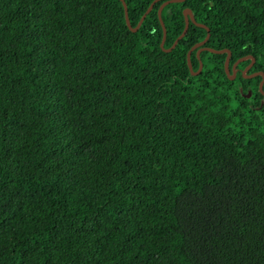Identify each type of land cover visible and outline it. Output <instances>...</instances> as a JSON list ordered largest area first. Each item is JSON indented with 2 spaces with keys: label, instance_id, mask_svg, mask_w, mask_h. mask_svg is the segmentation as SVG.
<instances>
[{
  "label": "trees",
  "instance_id": "trees-1",
  "mask_svg": "<svg viewBox=\"0 0 264 264\" xmlns=\"http://www.w3.org/2000/svg\"><path fill=\"white\" fill-rule=\"evenodd\" d=\"M123 1L0 0V264H264V0Z\"/></svg>",
  "mask_w": 264,
  "mask_h": 264
},
{
  "label": "water",
  "instance_id": "water-1",
  "mask_svg": "<svg viewBox=\"0 0 264 264\" xmlns=\"http://www.w3.org/2000/svg\"><path fill=\"white\" fill-rule=\"evenodd\" d=\"M119 1L121 2L122 8H123L124 22H125L126 26L128 27V29H129L130 31H135V30L137 29L138 25L140 24L142 18H143L144 15L146 14V12L150 9V7H151V3L148 5V7L146 8V10H145V11L143 12V14L140 16V18H139V20L137 21V23L135 24V26H134V27H131L130 24H129L128 18H127V11H126L125 3H124L123 0H119ZM180 1H183V0H164V1L161 2V4L158 6V8H157V10H156V15H157V18H158V21H159L160 27H161V38H160V41H159V46H160L161 48H163V47H162V43H163L164 36H165V27H164L163 22H162V20H161V18H160V10H161L162 6L165 5V4H167V3H170V2H180ZM182 15H183V22H184V24H183V28H182L181 32L176 36V38L173 40V42L171 43V45H170L169 47H167V48H163V50H164V51H168V50H170V49L175 45L176 41L184 35V33H185L186 29H187V26H188V21L192 22L193 24H195V25H197V26H200V27L205 28L206 33H205V36L203 37V39L200 40V41H198V42L195 43L194 45H192V46L187 50V52H186L187 67H188V69L190 70L191 74H196V73L199 71V69H200V67H201V64L199 63L197 69H196L195 71H192V70H191V65H190V62H189V59H188V57H189V53H190V51H191L194 47L200 46L201 44H203V43L205 42V40H206L207 37H208V28H207L205 25L196 22V21L193 19L190 10H189L187 7H184V8L182 9ZM200 50H207V51H210V52H213V53H221V52L225 51V52H226V55H225V57H224V61H223L224 72H225V74H226V76H227L228 78H232V77H233L234 72L237 70V68H236L235 66H232L230 69H228L227 63H228V54H229V52H228L227 50H224V49H212V48H209V47H206V46H200V47L197 48L196 52L198 53ZM243 72H244V71H242V73H243ZM255 74H256V72H253V73H251V74H247V75H243V76H244V77H251V76H253V75H255ZM260 74H261V79H260V81L258 82V89H259V90H260V87H261V83H262V81H263L262 73H260ZM261 93L264 95V92H263V91H261ZM248 94H249V93H247L246 96H248Z\"/></svg>",
  "mask_w": 264,
  "mask_h": 264
}]
</instances>
